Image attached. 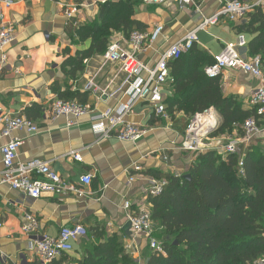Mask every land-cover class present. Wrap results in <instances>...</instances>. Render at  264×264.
<instances>
[{"label": "crops", "instance_id": "1", "mask_svg": "<svg viewBox=\"0 0 264 264\" xmlns=\"http://www.w3.org/2000/svg\"><path fill=\"white\" fill-rule=\"evenodd\" d=\"M195 1L204 17L212 16L225 5L224 0ZM71 3L73 0H15L10 8L0 4L4 23L14 25L17 33L16 41L6 49L4 65L0 55V112L27 117L26 110L34 105L42 108L39 119L27 117L40 128L38 133L19 130L12 135L13 139L23 141L18 162L40 160L49 163L64 181L89 194L80 198L72 193H47L33 200L3 184L0 175V264L38 262L35 252L30 251L32 238L23 231L26 215L38 220L37 235L57 237L63 227L82 225L87 228L88 236L74 244V252L57 258L52 264H81L89 253L96 250L98 241L105 243L113 236L124 243L126 251L139 264H146L152 252L148 239L133 236L123 206L130 201L135 210H151L146 190L153 178L152 173L186 175L190 172L197 156L182 152L180 145L192 117L175 111L174 116L166 119L157 116L149 102H142L127 117L129 122L148 130L141 141L134 144L96 136L92 131L93 120L127 101L129 83L118 65L103 64L102 55L87 60L84 72L76 77L70 75L69 68L63 67L69 54L74 56L91 47V40L80 41L77 30L95 21L99 12L98 7L86 8L74 22L69 21L64 15L63 5ZM135 13V20L145 26L147 33H151L156 26L164 27L159 40L138 56L151 68L156 66L164 52L202 21L200 15L175 4H142ZM240 24L225 20L208 32L199 34L198 48L201 53L214 58L226 45L236 44L240 35L246 36L249 41L250 36L239 31ZM119 36L126 37L122 32H113L111 41ZM241 53L251 58L248 47ZM91 80L105 92L103 96L85 91ZM219 83L225 98H236L244 110L251 109V94L260 84L257 79L240 71L227 70L219 78ZM174 84L166 87L165 100L175 96ZM55 89L86 94L91 115L75 121L76 125L72 127L68 124L74 120L64 117L53 120L50 108L56 99H60ZM243 135L234 129L218 138H209L207 143L214 152L222 153V146L243 138ZM9 140L3 139L1 144ZM249 149L264 151V134L257 136ZM74 152L81 154L83 162L73 159L71 154ZM135 165H140L143 171L134 172ZM3 170L0 153V173ZM88 173L94 179L89 187H85L80 184V178ZM131 176H135V181L129 183Z\"/></svg>", "mask_w": 264, "mask_h": 264}, {"label": "trees", "instance_id": "2", "mask_svg": "<svg viewBox=\"0 0 264 264\" xmlns=\"http://www.w3.org/2000/svg\"><path fill=\"white\" fill-rule=\"evenodd\" d=\"M142 4V0H122L99 7L95 21L77 30L80 41L91 40V47L74 56L69 54L64 62L72 77L84 72L87 60L107 51L113 32H122L126 38L136 30L145 32V26L135 20L136 9ZM238 29L250 36V56H260L264 61V5L250 13ZM214 62L215 58L201 53L195 44L171 63L176 94L165 100L166 113L172 117L175 111H182L194 117L215 108L222 121L211 138L234 129L244 134V124L257 118V111L254 107L244 110L236 98L223 96L219 78L209 79L204 70ZM54 91L61 100L87 105L86 94ZM41 113L42 108L34 105L25 114L29 119H39ZM152 174L154 179L166 182L159 196L148 199L155 238L164 253L152 251L146 264H262L263 150L243 147L241 153L227 156L214 151L199 154L186 174L190 179L174 173ZM97 244L81 264H139L117 236Z\"/></svg>", "mask_w": 264, "mask_h": 264}, {"label": "built area", "instance_id": "3", "mask_svg": "<svg viewBox=\"0 0 264 264\" xmlns=\"http://www.w3.org/2000/svg\"><path fill=\"white\" fill-rule=\"evenodd\" d=\"M118 1L122 0H73V3L63 5L64 15L69 21L74 22L86 8H99ZM142 2L147 6L175 4L183 10L200 15L202 21L195 29L189 31L179 42L164 52L153 68L144 64L138 56L143 50L159 40L164 32L163 26H156L151 33L136 30L128 38L119 36L110 42L107 51L102 55L103 64L105 66L118 65L120 72L127 76L129 85L126 96L128 99L118 108L108 109L93 120V133L103 139L116 138L121 142L134 144L141 141L147 135L148 130L129 122L127 117L142 102H149L157 116L168 119L165 105L166 87L175 83L170 64L181 59L184 54L192 50L195 44L199 43V34L208 32L210 28L225 20L232 23L245 22L250 13L264 5V0L225 1L222 10L210 17H204L200 5L195 0H142ZM0 4L10 8L15 4V0H0ZM75 24L77 25V23ZM16 34L14 25L4 23L3 9L0 8V55L3 65L6 63V49L16 41ZM247 47L246 36L240 35L236 44L226 45L222 52L214 57L215 62L205 69L209 79H218L225 71L232 70L240 71L260 82L249 100L251 108L254 107L257 111V118L246 121L243 127V138L231 140L222 146L221 152L224 156L241 153L243 147L249 149L254 139L264 134V61L260 56L251 58L243 56L241 50H245ZM85 91L101 93L102 96L105 94L94 80L87 83ZM50 110L53 120L62 117L74 120L68 124L69 127L75 126L81 118L91 115L89 106L61 99H56ZM220 123L221 117L215 108H209L192 117L186 127L180 150L196 156L213 151L207 140L211 139ZM19 130H28L29 133L36 134L40 128L23 115H5L0 112V144L3 139H10L7 143L0 145L4 166V170L0 173L3 184L25 193L33 200H38L47 193L52 195L72 193L80 198L89 196L84 189H79L74 184L64 181L49 163L40 160L28 163L18 162L19 149L23 145V141L13 139L12 135ZM71 155L74 160L83 162L81 154L74 152ZM239 167L243 168L242 161ZM133 170L140 173L143 168L140 165H135ZM177 175L181 177V174ZM93 179L94 176L88 173L80 178V184L89 187ZM134 181L135 176H131L129 183ZM165 185V181L150 179L149 187L146 190L148 198L159 196ZM123 210L133 236L147 238L151 251L159 254L164 253L161 242L155 238L156 231L151 210L148 208L135 210L130 201L124 204ZM38 229V220L32 215H26L23 231L32 238L30 251L35 252L38 257V262L33 264H52L57 258L71 254L74 252V244L89 234L87 228L82 225L63 227L57 237L37 235ZM262 264H264V259Z\"/></svg>", "mask_w": 264, "mask_h": 264}, {"label": "water", "instance_id": "4", "mask_svg": "<svg viewBox=\"0 0 264 264\" xmlns=\"http://www.w3.org/2000/svg\"><path fill=\"white\" fill-rule=\"evenodd\" d=\"M224 1H226V2H233V1H235V0H224ZM243 1H246V2H247V1H251V0H243ZM185 178H186V179H190V176H189V175H186ZM129 229H130V228H129ZM175 245H178V242H175Z\"/></svg>", "mask_w": 264, "mask_h": 264}]
</instances>
